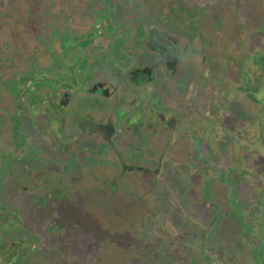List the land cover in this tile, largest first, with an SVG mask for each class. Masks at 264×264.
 <instances>
[{
    "label": "flooded vegetation",
    "instance_id": "af4514ba",
    "mask_svg": "<svg viewBox=\"0 0 264 264\" xmlns=\"http://www.w3.org/2000/svg\"><path fill=\"white\" fill-rule=\"evenodd\" d=\"M240 1L237 6V0L229 4L218 0L220 9L229 10L237 30L227 47L224 28L220 27L211 41L202 42L197 32L199 23L192 30L183 24V16H172V11L164 12L163 17L155 16V0H0V37L5 35L4 40L0 39V72L4 75L0 83L30 88L40 98L26 100L28 120L21 116L14 127L13 117L6 116L0 123V131L4 132L3 139L0 136L1 149L12 145L4 157L24 169L32 136L26 124L39 120V116L48 120L44 115L54 111L53 123L42 124L39 129L41 138L53 146L64 145L69 152L77 150L95 157L99 170L108 173H91L96 167L85 163L83 155L79 159L72 157L70 162L84 169L85 174L91 173L89 178L100 184L157 174L149 167L157 151L173 160L194 152L193 158L203 162L201 168L213 181L218 176L215 160L221 159L225 149L253 151L264 158V32L261 37L259 30L250 29L245 14L255 4L260 7L253 9L262 8L264 0ZM179 2L184 4L186 0ZM145 8H150L151 17L144 13ZM154 21L165 27L154 26ZM166 25H175L181 32L168 31ZM133 40L140 41L135 43L139 48H134ZM140 50L145 55L138 56ZM139 57H145L147 62ZM210 67L219 69L220 77L210 83L209 94L204 76ZM189 68L196 76L186 93H180L178 88L172 91L180 94L184 121L178 115L157 119V134L152 132V125L141 126L138 115L131 113L144 97L136 92V86L150 81L148 88H165L170 77ZM97 69L101 76L95 75ZM158 69L163 70L165 80L157 74ZM98 84L103 87L94 92ZM230 85H235L232 92L244 97L236 100L231 91L223 89ZM98 92L101 95H96ZM102 101L109 103L116 120L97 119L91 110L81 116L77 110L78 104L92 109ZM231 107L238 111H230ZM72 125L78 133L73 137L67 132ZM238 133L247 141L239 140ZM92 136L100 137L97 148L90 143ZM86 140L87 144H82ZM3 141L5 144H1ZM96 152L104 157L94 156ZM10 166L9 162L0 166V174L7 171L10 176ZM192 167L198 172L200 165ZM0 215L4 223L16 221L21 227L12 232L11 239L0 238V264H25V258L37 246L29 247L28 229H24L20 216ZM20 250L24 252L22 256Z\"/></svg>",
    "mask_w": 264,
    "mask_h": 264
},
{
    "label": "rangeland",
    "instance_id": "374dc122",
    "mask_svg": "<svg viewBox=\"0 0 264 264\" xmlns=\"http://www.w3.org/2000/svg\"><path fill=\"white\" fill-rule=\"evenodd\" d=\"M224 1L229 4L234 0ZM240 2L237 0L236 5L240 6ZM155 3L158 7L155 16L163 17L164 12L172 11V16H183V24L192 30L199 23L197 32L202 42L211 41L221 27L228 47L237 32L229 10L220 9L218 0H186L184 4L179 0H155ZM253 8L245 14L250 29L259 30L262 37L264 5ZM150 11L145 8L144 13L151 17ZM153 24L165 27L158 21ZM4 38L3 34L0 39ZM236 51L237 47L233 52ZM98 69L95 75L99 74ZM3 77L0 72V79ZM18 86L13 82L0 83V123L11 115L14 127L23 116L19 112L27 111L26 100L40 99L36 91ZM233 86L223 89L231 91L236 100L243 98L232 92ZM230 111L237 112L238 108L231 107ZM53 112L48 116L42 114L48 120L39 116L35 127L39 130L42 124H52ZM67 132L77 135L73 130ZM238 137L247 141L241 133ZM40 142L41 156L26 160L24 169L4 157L12 145L0 147V166L9 162L12 167L10 176L7 171L0 174V214L10 218L15 213L20 216L30 235L29 247L37 246L25 258V264H208V261L264 264V158L255 152L223 150L221 159L215 160L218 176L213 181L201 168L203 162L193 158L194 152H189L192 156L184 153L173 160L157 151L149 166L158 171L156 176L151 172L136 180L112 179L100 184L88 176L108 173L99 170L101 166L93 161L95 157L77 150L69 152L64 145L53 146L46 139L40 138ZM79 155L96 170L85 174L84 169L71 164L70 159ZM94 156L104 157L98 152ZM196 165H200L198 172L192 167ZM36 168L42 170L38 172ZM0 219L3 241L11 239L12 232L21 228L16 221L4 223L3 215ZM23 253L20 250V256Z\"/></svg>",
    "mask_w": 264,
    "mask_h": 264
},
{
    "label": "water",
    "instance_id": "95a60500",
    "mask_svg": "<svg viewBox=\"0 0 264 264\" xmlns=\"http://www.w3.org/2000/svg\"><path fill=\"white\" fill-rule=\"evenodd\" d=\"M125 22V21H124ZM168 31H176V26L174 25H170L167 26L166 28ZM184 38H186V36L183 35ZM138 42H140L139 40H133V46L135 45V43L138 44ZM134 48H139L136 45L134 46ZM146 52L144 51H139L138 52V56H142L145 55ZM140 60H145L142 57H139ZM147 62V60H145ZM129 68V67H128ZM219 69H216L215 67H210V69H208V71L205 73L204 79L207 80L206 81V88L207 91L212 92V88H211V82H213L214 79L219 78L220 76V72L218 71ZM219 72V73H218ZM98 76H100L102 74V72L99 70L98 71ZM158 75H160L162 77V80H165L166 75L164 74L163 70L158 69ZM196 74H194V71L192 69H184L182 71H178L173 77H170L169 80L167 81V86L164 87H160V86H156V88H148V85L150 83V81L145 82L143 84H140L137 87L136 91L137 93L141 94L142 99L140 100L141 102L135 106L132 110L131 113H135L134 116L138 115V119L141 121L140 125L141 126H145V124H147L150 120V118H155L157 117L158 119L162 120L166 119L168 117H175L176 115H178V117L184 121V115H183V111L181 108V99H180V94L178 95L177 92L175 94H172L173 89L178 88V90L181 92L186 93V90L189 88L188 86H190L191 82L194 80ZM203 82V81H202ZM103 87V84H98L94 87V92L99 91V89H101ZM187 88V89H186ZM81 93V92H80ZM100 93H96V95H99ZM101 95V94H100ZM156 100V102L154 101ZM112 103V102H111ZM109 103L107 101H102L101 103L97 104L96 106H92L88 107L87 104H78L80 105L77 110L78 112L81 113V116L85 115V112H89L92 113V111L94 112L92 115H94V117H96L97 119H105V120H110L111 118L113 120H116V117L114 116V112L112 111V108L109 109ZM115 105V103H113ZM77 105V106H78ZM114 105L110 104V107H114ZM22 112V113H21ZM19 112L21 115L26 116L27 120L28 118H30L29 115H26V111H21ZM70 114V113H69ZM19 115V114H18ZM11 116V115H10ZM78 117V116H76ZM77 120V119H76ZM33 121V120H32ZM35 121L26 124L25 129L26 131H29V134H32L31 138H30V148L28 149L27 153H28V159L27 161H32V158L34 157H38L41 156V151H42V145L40 144V138H41V134L40 132L37 133L39 130L37 127H35L34 125ZM184 128V126H183ZM73 130L74 132H77L74 129V126L72 125L71 127H69L68 129ZM4 132L0 131V136L3 139V135ZM78 134V133H76ZM72 135V134H71ZM73 137V136H72ZM95 138H92L94 140H91V144H93V147L97 148L99 146V142H101L100 137L99 136H92ZM43 139V138H42ZM86 142L83 141L82 144H86ZM1 144H5L4 141ZM27 165V164H25Z\"/></svg>",
    "mask_w": 264,
    "mask_h": 264
},
{
    "label": "crops",
    "instance_id": "0c3cea01",
    "mask_svg": "<svg viewBox=\"0 0 264 264\" xmlns=\"http://www.w3.org/2000/svg\"><path fill=\"white\" fill-rule=\"evenodd\" d=\"M190 93H191V91H190ZM157 119H158V118H153L152 120H150V121L148 122L149 125H152V126H151V130H152V132L155 133V134H157V132H158V130H159V122H157ZM34 170L40 172L42 169H38V168H36V169H34ZM37 175H38V173L36 172V176H35L34 178H37ZM31 178H33V177L31 176ZM34 178H33V179H34Z\"/></svg>",
    "mask_w": 264,
    "mask_h": 264
},
{
    "label": "trees",
    "instance_id": "16d2710c",
    "mask_svg": "<svg viewBox=\"0 0 264 264\" xmlns=\"http://www.w3.org/2000/svg\"><path fill=\"white\" fill-rule=\"evenodd\" d=\"M49 193H51V192H46V194H49ZM28 194H29V192H28ZM30 196V195H29ZM29 237H30V235H29V233H28V240H29ZM36 241V240H35ZM50 250H52L51 248H50Z\"/></svg>",
    "mask_w": 264,
    "mask_h": 264
}]
</instances>
